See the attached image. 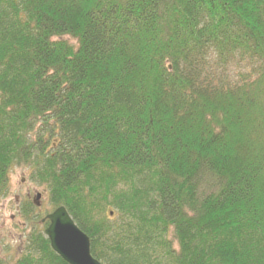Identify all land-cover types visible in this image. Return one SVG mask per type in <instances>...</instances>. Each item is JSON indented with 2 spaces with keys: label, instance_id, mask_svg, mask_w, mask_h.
<instances>
[{
  "label": "trees",
  "instance_id": "16d2710c",
  "mask_svg": "<svg viewBox=\"0 0 264 264\" xmlns=\"http://www.w3.org/2000/svg\"><path fill=\"white\" fill-rule=\"evenodd\" d=\"M18 167L101 264H264V0H0ZM25 209L15 264H67Z\"/></svg>",
  "mask_w": 264,
  "mask_h": 264
},
{
  "label": "rangeland",
  "instance_id": "374dc122",
  "mask_svg": "<svg viewBox=\"0 0 264 264\" xmlns=\"http://www.w3.org/2000/svg\"><path fill=\"white\" fill-rule=\"evenodd\" d=\"M10 182L9 196L0 199V264H15L26 250L27 237L32 231L25 209L27 204H33L39 194L42 196L36 201L40 207L36 206L38 210L34 212L39 215L40 230H43L41 219L53 212L45 186L33 180L28 167L13 169Z\"/></svg>",
  "mask_w": 264,
  "mask_h": 264
},
{
  "label": "water",
  "instance_id": "95a60500",
  "mask_svg": "<svg viewBox=\"0 0 264 264\" xmlns=\"http://www.w3.org/2000/svg\"><path fill=\"white\" fill-rule=\"evenodd\" d=\"M41 195L36 198L40 201ZM40 206L39 203L36 204ZM113 214H111L112 216ZM48 221L45 231L52 250L67 264H101L93 257L91 240L74 222L65 207H60L48 214L43 223Z\"/></svg>",
  "mask_w": 264,
  "mask_h": 264
},
{
  "label": "flooded vegetation",
  "instance_id": "af4514ba",
  "mask_svg": "<svg viewBox=\"0 0 264 264\" xmlns=\"http://www.w3.org/2000/svg\"><path fill=\"white\" fill-rule=\"evenodd\" d=\"M37 200L35 199V201H34V204L36 205L37 204V202H36ZM37 206V205H36ZM38 207H40V206H38ZM48 215V214H47ZM46 215V216H47ZM45 216V217H46ZM45 217H43V219H41V221H40V224H41V228H43V230H44V234H45V231H46V229H47V227H48V221H46L45 223H43V220L45 219ZM46 236V235H45Z\"/></svg>",
  "mask_w": 264,
  "mask_h": 264
}]
</instances>
